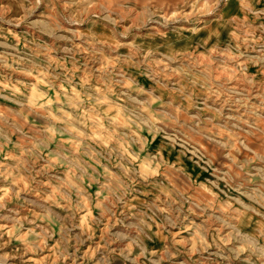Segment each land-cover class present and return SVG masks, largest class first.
I'll return each mask as SVG.
<instances>
[{
    "label": "rangeland",
    "instance_id": "obj_1",
    "mask_svg": "<svg viewBox=\"0 0 264 264\" xmlns=\"http://www.w3.org/2000/svg\"><path fill=\"white\" fill-rule=\"evenodd\" d=\"M0 264H264V0H0Z\"/></svg>",
    "mask_w": 264,
    "mask_h": 264
}]
</instances>
